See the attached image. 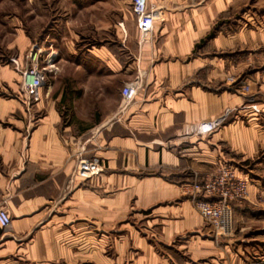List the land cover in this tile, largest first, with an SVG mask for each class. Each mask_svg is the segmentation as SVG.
Masks as SVG:
<instances>
[{
  "label": "crops",
  "instance_id": "obj_1",
  "mask_svg": "<svg viewBox=\"0 0 264 264\" xmlns=\"http://www.w3.org/2000/svg\"><path fill=\"white\" fill-rule=\"evenodd\" d=\"M246 1L148 0L154 26L143 34L129 0L112 42L90 49L100 65H76L85 79L63 82L54 58L37 101L0 95V207L11 218L0 264H247L187 193L219 166L264 153V78L250 80L240 56L264 44V29L237 19ZM15 77L0 67L1 87ZM127 82L137 91L125 103ZM211 119L217 128L198 134ZM93 156L100 172L78 174Z\"/></svg>",
  "mask_w": 264,
  "mask_h": 264
},
{
  "label": "rangeland",
  "instance_id": "obj_2",
  "mask_svg": "<svg viewBox=\"0 0 264 264\" xmlns=\"http://www.w3.org/2000/svg\"><path fill=\"white\" fill-rule=\"evenodd\" d=\"M124 12L130 16L129 0H0V67H10L18 75L12 81L13 88L0 86V95L11 98L24 94L21 73L12 58L18 60L20 56L18 63L25 67L32 44L41 48L40 65L44 64L42 58L47 55V50H57L56 57L54 53L50 57L53 56L52 61L55 58L63 82L69 80L75 84L85 79L84 67L76 65L87 69L100 65L90 49L112 42L114 25ZM236 17L243 27L264 29V0H247ZM249 49H240L244 62L242 70L249 73L250 80L257 81V78H264V44ZM53 74L47 72L46 79L53 80ZM252 74L258 75L254 79ZM106 83L104 97L110 99L113 89L111 82ZM230 166L246 178L254 199L248 201L247 194L246 200L231 205V233L218 238H236L235 245L240 247L247 264H264V153L245 160H233Z\"/></svg>",
  "mask_w": 264,
  "mask_h": 264
},
{
  "label": "built area",
  "instance_id": "obj_3",
  "mask_svg": "<svg viewBox=\"0 0 264 264\" xmlns=\"http://www.w3.org/2000/svg\"><path fill=\"white\" fill-rule=\"evenodd\" d=\"M130 7L139 31L143 34L151 31L154 26V13L148 0H130ZM41 56V48L34 44L27 52L28 64L25 67L19 65L16 58H12L21 73V87L28 103L39 99V88L44 85L47 72L53 65L52 59L50 61L47 59L48 54L43 56L44 64L40 65ZM248 88V83L240 86V90L244 92L248 91ZM136 91V84L131 82L122 84L120 88L122 101L125 103L131 101ZM246 106L258 112L255 104L247 103ZM219 123L220 119L202 120L198 123L197 132L200 135L211 133ZM99 161L100 159L96 156L81 158L78 160L76 172L84 176L98 174ZM247 185L246 178L238 175L237 171L229 165H221L206 177L195 179L189 184L187 193L193 201L194 208L211 228L215 237L229 236L231 233V205L246 200ZM10 222L8 211L0 207V227L6 228Z\"/></svg>",
  "mask_w": 264,
  "mask_h": 264
},
{
  "label": "trees",
  "instance_id": "obj_4",
  "mask_svg": "<svg viewBox=\"0 0 264 264\" xmlns=\"http://www.w3.org/2000/svg\"><path fill=\"white\" fill-rule=\"evenodd\" d=\"M211 36H212V34L208 35L207 38H209V37H211Z\"/></svg>",
  "mask_w": 264,
  "mask_h": 264
}]
</instances>
